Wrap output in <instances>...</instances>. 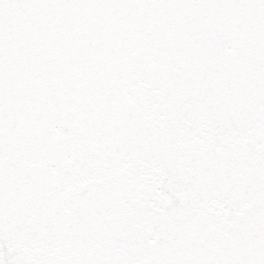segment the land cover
I'll use <instances>...</instances> for the list:
<instances>
[{
    "label": "snow or ice",
    "instance_id": "1",
    "mask_svg": "<svg viewBox=\"0 0 264 264\" xmlns=\"http://www.w3.org/2000/svg\"><path fill=\"white\" fill-rule=\"evenodd\" d=\"M0 264H264V0H0Z\"/></svg>",
    "mask_w": 264,
    "mask_h": 264
}]
</instances>
